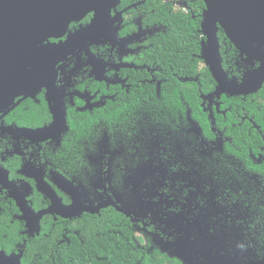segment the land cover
<instances>
[{
  "label": "flooded vegetation",
  "instance_id": "af4514ba",
  "mask_svg": "<svg viewBox=\"0 0 264 264\" xmlns=\"http://www.w3.org/2000/svg\"><path fill=\"white\" fill-rule=\"evenodd\" d=\"M158 1L120 0L111 34L42 48L40 85L0 110V251L21 264H190L221 238L264 264V118L246 106L261 89L215 93L204 36L191 62L162 52L180 46L165 45Z\"/></svg>",
  "mask_w": 264,
  "mask_h": 264
},
{
  "label": "water",
  "instance_id": "95a60500",
  "mask_svg": "<svg viewBox=\"0 0 264 264\" xmlns=\"http://www.w3.org/2000/svg\"><path fill=\"white\" fill-rule=\"evenodd\" d=\"M119 1L0 0V110L10 107L15 97L25 93L29 87L40 85L44 77V72L39 71L42 67L38 66L42 48L46 54L54 55L75 43L87 44L91 37L111 34L115 23L111 11ZM203 1L206 7L201 21L204 36L201 41L202 58L217 83L215 93L239 96L258 92L264 85V0ZM91 12L94 16L89 25L80 27L75 33H69L64 43H59L56 47H45L42 44L45 38L64 36L72 21H79ZM221 29L248 66L242 80L230 77L224 67L219 37ZM256 62L259 63L258 66H255ZM29 67L34 68L29 70ZM6 94L10 95L8 100ZM51 109L55 114V121L51 125L54 128L58 125V109L56 106ZM45 129L30 131L39 133L46 131ZM4 174L6 172L0 167V175ZM19 205L26 204L19 200ZM178 229L185 228L180 226ZM199 229L202 230L203 226ZM183 236L181 234L179 239ZM209 245L205 250L202 248L204 253L201 257H194L190 252V264L222 261L226 264H249L230 256L231 252L226 249L227 241L224 238ZM235 245L237 244L234 247ZM212 247L215 249L214 253ZM21 257V253L7 255L5 251H0V264H21Z\"/></svg>",
  "mask_w": 264,
  "mask_h": 264
},
{
  "label": "trees",
  "instance_id": "16d2710c",
  "mask_svg": "<svg viewBox=\"0 0 264 264\" xmlns=\"http://www.w3.org/2000/svg\"><path fill=\"white\" fill-rule=\"evenodd\" d=\"M150 1H148V4ZM156 6V13L158 14V20L163 21L168 25V30L166 34H163L166 37H169V40L165 45L174 44L179 45L180 47L176 49H164L162 46V52L167 53H186L188 54V61L191 62L193 59V53H198L200 49V41L203 38L201 32V21L203 18V11L206 7L205 2L203 0H190L188 2V12L183 10H177L174 7V2L171 1L169 3L165 2V0H159L158 2H154ZM219 37L221 41V52L224 58V67L228 72H234L238 77L242 75L241 72L244 71L242 65L243 63L237 64V60L239 59V51L232 44V42L228 39L225 32L220 30ZM187 46V50L184 46ZM238 58V59H237ZM180 59H174L177 61ZM205 72H207L208 78L213 80L211 72L208 67H205ZM237 100V98H236ZM247 109L250 110L251 114L255 116V118H264V85L261 90L257 94L250 95L246 99ZM260 108V109H258ZM264 125V123H263ZM254 150L257 149V138L254 135L253 137ZM264 168V167H263ZM261 168L263 171L264 169ZM259 169V168H257Z\"/></svg>",
  "mask_w": 264,
  "mask_h": 264
},
{
  "label": "built area",
  "instance_id": "2783aa9c",
  "mask_svg": "<svg viewBox=\"0 0 264 264\" xmlns=\"http://www.w3.org/2000/svg\"><path fill=\"white\" fill-rule=\"evenodd\" d=\"M176 10H183L188 12V1L190 0H172Z\"/></svg>",
  "mask_w": 264,
  "mask_h": 264
},
{
  "label": "snow or ice",
  "instance_id": "6c2138e0",
  "mask_svg": "<svg viewBox=\"0 0 264 264\" xmlns=\"http://www.w3.org/2000/svg\"><path fill=\"white\" fill-rule=\"evenodd\" d=\"M42 44L47 47V46H51V45H58L59 44V41H51L49 42L47 38H45L43 41H42Z\"/></svg>",
  "mask_w": 264,
  "mask_h": 264
}]
</instances>
